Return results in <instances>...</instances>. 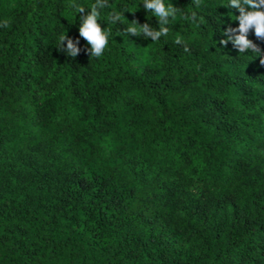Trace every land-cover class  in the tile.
I'll list each match as a JSON object with an SVG mask.
<instances>
[{"label": "trees", "instance_id": "16d2710c", "mask_svg": "<svg viewBox=\"0 0 264 264\" xmlns=\"http://www.w3.org/2000/svg\"><path fill=\"white\" fill-rule=\"evenodd\" d=\"M69 2L0 0V264H264V64L219 43L236 10L172 0L202 23L109 24L73 58Z\"/></svg>", "mask_w": 264, "mask_h": 264}, {"label": "clouds", "instance_id": "9594fccd", "mask_svg": "<svg viewBox=\"0 0 264 264\" xmlns=\"http://www.w3.org/2000/svg\"><path fill=\"white\" fill-rule=\"evenodd\" d=\"M143 7L147 14L155 17L157 26L154 27L150 23H137L135 20L125 23L122 19L125 15L127 7L121 4L119 8L111 6V0H91L89 4H84L83 0H70L66 5L67 9L78 16V38L74 41L65 34H59L56 37V46L63 50L66 55L76 57L81 48L79 47L80 38H83L88 47L87 53L90 57H101L109 42L111 33L109 24L126 25L121 31L125 35L133 34L142 36L144 39L151 38L152 42L160 40L161 37H167L169 24L175 21L178 16L186 21L190 26L198 27L202 23V18L196 10L184 12L173 6L172 0H139V4ZM194 9H199L204 0H192ZM228 9H235L238 14L235 15L238 25L236 27L228 26L221 30L222 39L219 43L227 45L231 42L233 48L238 50L240 54L246 52L260 57V63L264 64V52L248 38L251 30L257 39H264V0H225L223 4ZM85 9H88L86 12ZM102 13L104 14L102 16ZM106 22L107 26L102 27V23ZM7 25V21H0V27ZM179 39L177 38V41Z\"/></svg>", "mask_w": 264, "mask_h": 264}]
</instances>
